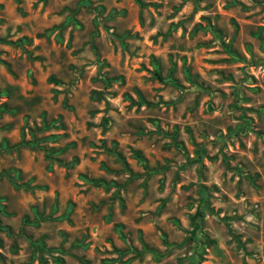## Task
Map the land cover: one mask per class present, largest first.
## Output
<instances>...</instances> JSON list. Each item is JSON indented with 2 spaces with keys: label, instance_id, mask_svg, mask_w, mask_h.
<instances>
[{
  "label": "rangeland",
  "instance_id": "rangeland-1",
  "mask_svg": "<svg viewBox=\"0 0 264 264\" xmlns=\"http://www.w3.org/2000/svg\"><path fill=\"white\" fill-rule=\"evenodd\" d=\"M0 264H264V0H0Z\"/></svg>",
  "mask_w": 264,
  "mask_h": 264
},
{
  "label": "trees",
  "instance_id": "trees-1",
  "mask_svg": "<svg viewBox=\"0 0 264 264\" xmlns=\"http://www.w3.org/2000/svg\"><path fill=\"white\" fill-rule=\"evenodd\" d=\"M158 77H159L160 79H162L161 75H158Z\"/></svg>",
  "mask_w": 264,
  "mask_h": 264
}]
</instances>
